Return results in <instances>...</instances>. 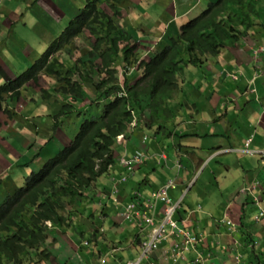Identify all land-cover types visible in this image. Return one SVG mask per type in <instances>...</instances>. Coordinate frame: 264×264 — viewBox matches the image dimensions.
<instances>
[{
  "label": "trees",
  "instance_id": "16d2710c",
  "mask_svg": "<svg viewBox=\"0 0 264 264\" xmlns=\"http://www.w3.org/2000/svg\"><path fill=\"white\" fill-rule=\"evenodd\" d=\"M84 1V7L42 57L11 86L0 88V98L11 93L16 99L27 86L40 88V97L59 107L46 118L48 124L56 121L55 127L60 126V117L65 125L68 119H82L71 146L52 155L41 169L25 178L23 187L7 194L0 207V264L49 260L48 241L56 242L62 236L60 231L72 227L98 179L115 164L117 137L128 133L131 112L141 129L152 127L161 118L167 120V115L175 116L180 105L175 96L180 86L186 85L184 71L202 67L209 57L216 58L225 47L238 43L234 25L244 22L246 32L252 25L251 2L220 0L184 25L161 54L147 63L141 61L142 77L131 80L124 76L121 82L119 64L137 63L139 50L136 35L118 23L127 0ZM234 7L237 9L224 18L223 13ZM82 37L89 40L88 54L93 60L79 56L75 63L66 65L67 49L71 54L74 49L79 53L84 50L76 45ZM75 76L80 80L75 81ZM45 78L59 85L44 88ZM85 84L93 87L94 94H86ZM89 100L91 110L81 107ZM5 112L14 118L13 112ZM37 117L31 126L44 128L46 119L40 122L42 116Z\"/></svg>",
  "mask_w": 264,
  "mask_h": 264
},
{
  "label": "crops",
  "instance_id": "0c3cea01",
  "mask_svg": "<svg viewBox=\"0 0 264 264\" xmlns=\"http://www.w3.org/2000/svg\"><path fill=\"white\" fill-rule=\"evenodd\" d=\"M163 2L168 3L169 0H128L121 23L140 28L142 49L149 48L150 42L156 43L161 38L162 43L165 42L168 35L177 31L180 21L188 17L190 7L196 4V0H193L185 8L180 7L183 10L180 16L182 20L178 19L177 27L166 32V25L174 19L175 14L169 5L165 10ZM198 2L204 4L205 0ZM82 4L83 0H0V86L9 85L38 61L60 37L67 23L78 15ZM169 4L173 5L172 0ZM64 21L65 25L62 24ZM236 44L224 50L217 59H210L204 67L186 70V85L176 101L182 103L185 100L184 104L179 108L177 105L174 119L166 125L165 134L159 132L157 140H150L146 145L149 155L166 151L169 155L167 166L159 164L158 158L149 160L138 171L141 178L134 177L123 186L124 203L134 190L129 189L132 180L131 186L137 187L141 193L145 192L144 197H149L162 186L166 181L165 176L160 175L155 167L164 168L170 177L168 180L173 179L181 191L187 188L191 193L195 189V203L188 201V204L201 206L208 215L216 218H222L229 212L231 217L239 219L241 204L251 199L241 191L255 181L262 184L264 195L262 156H248L241 151L245 141L252 136L253 148L264 152V53L257 61L249 53L254 44L264 45V34L259 33L250 40L249 51L242 50ZM88 91L93 93L92 90ZM28 92L37 97L38 92L32 87L27 86L24 94L28 95ZM2 100L4 108H17L19 105L11 95L4 96ZM0 117V122H4L5 116L1 111ZM16 128L17 124L13 123L8 127V132ZM149 130L146 128L145 133L154 137V132ZM143 133V129L136 131L119 145L118 156L140 150V136ZM177 161L184 165L181 172L174 164ZM124 173L125 169L117 162L110 173L98 182L95 202L101 201V193L111 192L113 178H119ZM158 174L160 176H155ZM155 177L157 180H154ZM97 210L106 218L105 222L94 212ZM116 212L112 203L104 201L103 206L97 205L93 210L94 217L84 219L78 226L84 227L88 233L100 235L102 232H93L94 227L103 224L104 233L109 231L114 239L104 238L111 249L115 247L112 251L117 253L114 262L124 264L119 260L122 258L118 253H138L139 248L134 244L136 232L131 224L119 223ZM199 217L203 221L195 224V228L201 230L209 227L207 215L202 213ZM126 233H131L129 239H125ZM118 237L125 239V242H116L115 238ZM69 238L74 248L68 244L66 247L78 252L77 246H81L78 235L71 233ZM99 244L97 239L96 247L92 249L93 261L97 258L96 253L103 250L99 249Z\"/></svg>",
  "mask_w": 264,
  "mask_h": 264
},
{
  "label": "clouds",
  "instance_id": "9594fccd",
  "mask_svg": "<svg viewBox=\"0 0 264 264\" xmlns=\"http://www.w3.org/2000/svg\"><path fill=\"white\" fill-rule=\"evenodd\" d=\"M157 1L159 2L160 0H157ZM170 1L171 0H169V2ZM182 1L186 2L187 0H182ZM219 1L220 0H205V3L201 4L198 2V0H196V4L190 7V10L187 12V14L189 15L188 17L186 16L184 21L182 20V17H180L183 10L177 5L178 0H172L173 5H170L169 2L168 3L163 2L164 9L166 10L169 5L172 7V10L175 14L174 19L166 25V32L170 30L171 28L177 27V24L179 23L178 19L182 21H180L181 23L177 31L175 33L168 35L166 37L165 42L162 43L163 38H161L156 43L150 42L149 43L150 47L145 48V49L141 48L142 47L141 39L139 37V33L141 31L140 28L127 24V23L122 24L121 23L122 19L118 20V23L121 26L131 31L132 35H136L137 41L139 43L137 63L119 64L118 70L120 72L121 82L124 80V76H128L131 80L139 79L140 77H142L143 70L140 69L139 67V63L141 61L147 63L149 62V59L152 56L161 54L169 46V41H170L169 39L173 36L178 35L180 33V29L184 25L188 24L192 20L202 15L211 5L217 4ZM248 2H251L252 7H253V11L250 14V18L252 22L251 28L246 32V26L244 25V22L238 23L237 25H234L235 31L233 32V34L239 40L236 45H238L242 50L243 49L246 50L249 47L250 40L253 39L256 35H258L259 33L264 34V0H248ZM190 3H193V0H189V4ZM127 4H128V0H127V3L121 7V12H123V16L126 14ZM84 5H85V1H84ZM235 8L236 7L227 9V11L223 13L224 18L227 19V17L230 16L232 10ZM86 47L88 48V46ZM229 47L230 46L225 47L222 50V52L228 49ZM222 52L220 53V55L222 54ZM249 53H250V56L253 58V60L257 61L260 55L264 53V45L262 46L261 44L260 45L254 44L253 47L250 48ZM78 57L79 56H76V58ZM218 57L216 58L209 57L208 61H206V63L202 67H204L209 62L210 59H217ZM202 67H192V68H202ZM186 77L187 76H185V80H186ZM232 77L234 79L236 78L235 76H232ZM16 79L14 81H16ZM79 80L80 79L75 80V81H79ZM14 81H12L9 85H3V86H11V84ZM1 87L2 86H0V88ZM29 87L34 88L35 86L32 85ZM89 87H92V86H89ZM83 88H84V85H83ZM38 89H39V92H38L37 97H40L39 94L41 93V91H40V88ZM84 90L89 92L85 88ZM183 90H184V87L180 86V90L178 94L175 96L176 101L183 94ZM21 91L23 95L19 99H17L19 103L17 108L12 107V106L10 107L8 106L4 108V103L2 100L3 97L7 95H11V97H13L14 95H12L11 93L3 94V96L1 97L2 99L0 98V111L3 114V116H5V119H6L5 122L10 123V125L13 123L17 124V128L12 129L10 132L11 135L16 136L14 138V142L18 141L20 142V145L22 146L24 145V143L29 144L30 141H32L34 142L33 147L35 146V149H33V147L31 146L30 149L26 150L25 155L29 156V159L28 161L24 163L21 160V155L18 153L19 155H17V158H14L17 161V164L11 165L7 169H4V168L1 169L0 175H6V173L8 175L9 174L7 172L8 169H11L13 171L14 168H20V167L25 168V166H28L26 169L29 171L30 170L37 171L35 169L39 167H40L39 169H41L44 166L45 162L48 160V158H50V154L53 151H50L49 153L43 152V150H46V151L48 150L44 149L43 147L39 145H37L36 147L35 142H37V144H44L45 140L49 139L50 141L49 147L51 148L52 143L57 145L56 143L57 140L55 137L57 131L59 129H62V127L63 129L66 127V125L63 123L64 120H62L63 117H60L61 119L60 126L55 127L57 122L54 120H51V123L49 122V124L44 127L45 132H40L37 134V136H34L31 132H29V131H33L37 129V128H33L31 124H29V126L27 127L29 131L27 130L22 131L20 129V127H22L21 123H27V124L32 123L34 121V118L30 116H25V115L22 116L19 114V111L21 112L23 111L22 106H21V101H24V99H26V101L31 100L33 103L34 101H33V98L31 99L29 97L25 98L24 92H26V90L21 89ZM250 91L253 92L255 90H250ZM86 94L91 95V93H86ZM92 94H94V92ZM15 99L16 98L13 97V100ZM184 102L185 101L183 100V102L180 103V105L184 104ZM90 105H91V100L82 104L81 107L88 109ZM180 105H178V108L180 107ZM6 110L11 111L15 114L13 119H10L5 114ZM131 114L133 116V121L131 123V127L129 128L128 133L126 135H121L117 137V142L114 147L115 164L112 167H110L108 172L102 177L104 178L105 176H107L110 173L111 168H113L117 164V162L122 168L125 169V173L119 178H113L112 191L109 193H101V196H100L101 201L97 203L95 202L96 201L95 194L97 193L96 192L97 184L102 177L99 178L96 183V186L93 189V192L91 193V196L86 198L84 205L81 206L82 214H77L78 215L76 217L77 219L73 221L72 227L69 229H65L63 233H61L60 231V234H65L67 237H70L71 233H75L76 235H80L82 237H83L84 232H86L89 235H93L92 233H88L84 227H79L78 224L79 222L84 221V219L89 220L91 217H94L93 210L95 209L93 207V204L97 208V205L101 207L103 206L104 201H108L113 204L114 208L117 209L115 216L118 222L119 223L127 222L131 224L134 232H136L134 235V244L136 247L139 248V252L135 258L127 260L126 262H124V264H129L137 260H140V264H194L196 260L203 261L204 264H264V231H263L264 229V195H263V190H262L263 189L262 184L257 181L253 182L249 187L241 191L242 194H245V196H250L251 199H247L245 203L241 204L239 219H235L231 217L229 212L225 213L222 218H216L214 216L208 215L201 206H196V207L195 205L190 206L188 204V201L185 200L187 194L189 193L187 188L183 189L181 191L183 192L182 195L174 200L172 191L177 187V184L173 179L165 181L162 184V186L158 188L157 190L153 191L149 197H144L141 191L132 190L130 193V199L125 203L122 201L123 186H125L128 183V181L132 179L135 176V174L149 160H154L155 158L156 159L158 158L159 164L162 163L163 166L165 167L167 166L168 159H169L168 153L166 151H160L158 154L149 155L148 152L146 151V148H147L146 145L149 144L150 140L156 141L157 140L156 135H158L159 132L165 134L166 125L172 122L174 119V116L167 115V120L161 118L160 120L155 121L152 127L148 128L150 129L149 131L154 132L155 134L154 137H151L149 134L145 133L146 127H144L143 129L144 133L140 136L141 149L130 155L124 154L122 156H118V149H117L118 146L122 145L125 142V140H127L136 131L141 132V126L137 120L136 114L134 112H131ZM6 131L8 132V127L6 128ZM10 134L9 136L5 135V137L9 139V144L12 147L13 146L11 143L12 136H10ZM76 135L74 136L73 140L75 139ZM52 137H54L55 139L52 140ZM73 140L70 141L68 145L64 146V149L70 147ZM252 141H253L252 136L249 137L245 141L243 150H241L242 153L248 156L261 155L262 161L264 162V152L256 151L252 146ZM44 145L47 146V144H44ZM25 147L29 148L27 146ZM14 151L16 152L15 149ZM55 153H58V152H55ZM38 155L39 157L35 159V157ZM1 156H4L5 159H8L5 155H1ZM37 160H41V162L39 163ZM174 164L176 165V168L178 171L181 172L184 170V165L182 162L180 163L177 161V162H174ZM27 176L24 177V183H25V178ZM10 178L11 176L9 175V179ZM18 188H16V184L14 183L12 189H9L6 192L4 199L6 198L8 193H12L15 189H18ZM163 189L167 190V198L170 200V204H167V203L165 204L163 202L162 197L155 198V195H157ZM3 203L0 205V207L3 205ZM149 203L154 205L153 209L145 208V206ZM171 206H173V210H174L172 220L177 223V225L179 226V228L184 234H186L188 237L194 240L193 244L189 246V251L186 253V260L185 261L180 260L177 263H173V260L170 257L172 246L181 245L185 241L184 235L179 234V231H177L178 234H176L175 236L169 237L168 240L163 242L159 246V248L154 253H152L148 258L141 259L144 244L150 240V235L152 234L154 229L160 227L163 224L166 209ZM91 207H93V209ZM242 209H243L244 215L242 213ZM94 212L98 214L101 220L105 222L106 218L104 219L103 215L102 214L100 215L101 213L100 210H97ZM202 213L207 215V218H208L207 222L209 224V227L203 228L201 230H197L195 228V224L201 223L203 221V219L199 217V215ZM145 217L152 219L153 224L151 225L147 223L145 220ZM241 218H242V221H244V224L242 225H241ZM47 225L50 226V223H47ZM99 226L101 227L95 226L94 227L95 231L93 232L97 231V232H102L103 234L105 232V228L103 224H100ZM170 228H171L170 225L166 226L167 232L170 231ZM95 235L97 234H94L93 236ZM63 237L64 236H60V238H58L57 241L59 239H62ZM96 242H97V238L95 239V245L92 247V249L96 247ZM51 245L52 244L48 241V246H49L48 251L51 254V258L45 262H40L39 264L41 263L56 264L57 263L56 257L53 255L52 251L50 250L52 248ZM81 245L89 246L90 242L85 240L83 243L81 242ZM106 245H109V244H106ZM110 247H108L107 252H110L109 254L111 255L113 253H116V251L112 252L115 249V247H113L112 249ZM103 250H99L101 252L96 253L97 258L95 259V261L92 260L93 259L92 254L88 255L87 258L84 259L86 264H89L90 260L92 264L94 263L108 264L109 261H106L105 258H103ZM163 261H166L167 263ZM114 263L115 262L113 260L112 264ZM59 264H64V263L62 261V263H59ZM66 264H73V263L70 262V260H68Z\"/></svg>",
  "mask_w": 264,
  "mask_h": 264
},
{
  "label": "rangeland",
  "instance_id": "374dc122",
  "mask_svg": "<svg viewBox=\"0 0 264 264\" xmlns=\"http://www.w3.org/2000/svg\"><path fill=\"white\" fill-rule=\"evenodd\" d=\"M82 5L84 6V0H83ZM177 5L179 7L185 8L187 5H189V0H187L186 2H183L182 0H178ZM62 24L65 25L66 21H64ZM67 24H69V23H67ZM66 27H65V29H66ZM82 40L83 41H81V42L79 41L76 44L78 47V50L84 49L81 53H79V51H77L76 49L73 50L74 52L72 54L69 52V49H67V52L64 53L66 65H71V64L75 63L77 61L76 56L82 57V60H86V59L93 60V56H89V54H88L89 51L91 52V50L86 47V46H88L86 41L89 42V40L86 39L85 37H82ZM96 78L99 81V77L97 76ZM78 79H79V76H75L74 80H78ZM57 85H59L58 82L55 83V81L53 79L51 80L49 78H45V81L42 83V86L44 88H48L49 86L50 87H54V86L57 87ZM84 88L86 90H92L93 92H95V90L92 87H89L86 84L84 85ZM33 89L36 90V92H39V89L37 87H34ZM29 93L30 92H28V95H25V96L29 97L30 99L33 98L34 103L31 100L26 101V99H24V101H21V106H22L23 111L22 112L19 111L20 115L30 116V117L34 118V120L38 119V117H37L38 115H41L42 117L39 119V121L41 122V121H44L46 118H48L47 114L52 113V112L56 113L59 111V107H57L55 104H53L51 100L42 99L41 97H36L33 94H29ZM0 118H2V117H0ZM48 120H50V119H48ZM7 121H8V119H7ZM9 122H10V120H9ZM81 122H82V119H78V118L68 119L66 127L64 129H59L55 135L56 140H57L56 141L57 145L52 143L51 144L52 147L50 148L49 147L50 141H49V139H46L44 144H47V146H45L44 144H37V142H35L36 147H37V145H39V146L43 147L44 149H47L48 151L43 150V152H47V153H49L50 151H53L50 154V157H51L52 155H54L55 152H59L60 150L64 149V146L68 145L70 143V141L73 140L74 136L79 132ZM29 124H33V122L28 123V124L27 123H21L22 127H20V129L22 131H26V130L29 131L27 129ZM47 125H48V121L46 119L45 126H47ZM9 126H10V123H8V122H5V121L0 122V150H1L0 154L5 155L8 158V159H5L4 156L0 155V171L3 168L7 169L9 166L17 164V161L14 158H17V155H19V154L21 155V160L23 161V163L28 161L29 156L25 155L26 150L30 149L31 146L33 147V145H34V142H32V141H30L29 144L24 143L25 146L29 147V148H26L24 145L21 146L20 142H18V141L14 142V138L16 136L15 135L13 136L6 131V128ZM29 132H31L34 136H37L38 133L45 132V128H41L39 126V129L37 128V129H35L33 131H29ZM9 134H10V136H12V138H11V141H12L11 143L13 145L12 147L9 144V139L7 137H5V135L9 136ZM38 138H39V136H38ZM12 148H14L16 150V152ZM33 149H35V146L33 147ZM37 161L39 163L41 162V160H37ZM39 168H36L35 170H38ZM154 169L157 170L160 175L165 176L166 181L170 178L166 174V170L164 168L155 167ZM7 172L9 173L8 175H7V173H6V175H0V205L5 200L4 197H5L6 192L9 189H12L14 183L16 184V188L19 187L18 189L23 187L24 177L29 175L32 172V170L29 171L26 168L20 167V168H14L13 171L11 169H8ZM159 174L155 175V176H160ZM9 175L11 176L10 179H9ZM134 177H137V178L140 177L141 178V172H137ZM151 177H150V179H151ZM154 180H157V177H155ZM133 181L134 180H132L131 185H132ZM131 185H130L131 188L129 187V189H134L136 191L138 190L137 187H134ZM138 191H141V190H138ZM174 192H175L174 200L176 198L180 197L183 193V192H181V190L178 187H176L174 189ZM142 194L144 196H146L145 192H142ZM185 200L189 201L191 203H195V189H193L191 193L187 194ZM93 207H94V209H96V206L94 204H93ZM62 236H64L62 238L64 240V242H62L61 239H59L56 243H52V240H49V242L52 244L51 245L52 248L50 250L52 251L53 255L57 259L56 264L62 263V261L64 264H66L68 262V260H70V262H72L73 264H86V262L84 260V259H86V257L84 255L88 256V255L92 254V247L95 245V239L96 238L99 239V241H100V244L98 246L99 249H102V248L104 249L103 250V258H105L106 261H109L108 264H112V261L114 260L115 256L117 255V253H113L111 255V254H109L110 252H107L109 245L105 244L104 238L108 237L110 240H114L111 237L109 231L102 234V235H95V236L89 235L86 232H84L82 238L80 237V235H78V240L80 242L83 243L85 240L90 242L89 246H87V245L82 246L81 245L79 247V245H78V252L79 253H77V251L69 250L66 247L67 244L71 248H74V245L70 241L69 237H67L65 234H62ZM125 236H126L125 239H129V236H131V233H126ZM125 239H121V237H118V238H115V241L119 242V240H122L123 242H125ZM137 254L138 253L136 251L135 253L130 252L129 254L118 253V256H120L122 258L119 260L126 262L127 260H130L131 258L135 257ZM30 263L31 262H26L25 264H30ZM41 264H48V263H41ZM89 264H92L91 260H90ZM114 264H117V263H114Z\"/></svg>",
  "mask_w": 264,
  "mask_h": 264
},
{
  "label": "built area",
  "instance_id": "2783aa9c",
  "mask_svg": "<svg viewBox=\"0 0 264 264\" xmlns=\"http://www.w3.org/2000/svg\"><path fill=\"white\" fill-rule=\"evenodd\" d=\"M166 189L161 190L157 195H155V198L156 197L157 198L162 197L163 202L165 204L166 203L170 204V200L167 198V190ZM145 208L153 209L154 205L149 203L145 206ZM173 213H174L173 206L168 207L166 209L164 222L160 227L154 229V231L150 235V240L144 244L141 259L142 258H148L152 253H154L159 248V246L163 242L168 240L169 237L175 236L176 234H178L177 231H179V234L184 235L185 241L181 245L172 246L170 257L172 258L173 263H177L180 260L181 261L186 260V253L189 251V246L193 244L194 240L191 239L190 237H188L186 234H184L181 231V229L179 228V226L177 225V223L172 220ZM145 220L147 223H149L151 225L153 224L152 219L145 217ZM167 225L168 226L170 225V227H171L169 232H167V230H166ZM129 264H140V260H137V261L129 263ZM194 264H204V262L196 260L194 262Z\"/></svg>",
  "mask_w": 264,
  "mask_h": 264
}]
</instances>
